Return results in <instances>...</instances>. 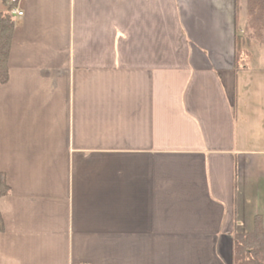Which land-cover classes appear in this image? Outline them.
Segmentation results:
<instances>
[{
	"label": "crops",
	"instance_id": "obj_1",
	"mask_svg": "<svg viewBox=\"0 0 264 264\" xmlns=\"http://www.w3.org/2000/svg\"><path fill=\"white\" fill-rule=\"evenodd\" d=\"M17 7L0 264H233V235L264 227V147L235 114V0Z\"/></svg>",
	"mask_w": 264,
	"mask_h": 264
},
{
	"label": "trees",
	"instance_id": "obj_2",
	"mask_svg": "<svg viewBox=\"0 0 264 264\" xmlns=\"http://www.w3.org/2000/svg\"><path fill=\"white\" fill-rule=\"evenodd\" d=\"M242 1L235 0V70H247L244 65L251 45L249 38L240 35V21L242 15ZM6 11L0 12V85L9 79L8 57L12 38L15 30V20L11 16L12 5L10 0H4ZM245 28L252 26L256 32L264 30V0H246ZM263 41V39H262ZM264 43V41H263ZM10 187L4 174L0 173V199L10 194ZM4 230V222L0 213V232ZM233 264H264V227L262 217L257 216L254 220V231L251 233H236L233 235Z\"/></svg>",
	"mask_w": 264,
	"mask_h": 264
},
{
	"label": "rangeland",
	"instance_id": "obj_3",
	"mask_svg": "<svg viewBox=\"0 0 264 264\" xmlns=\"http://www.w3.org/2000/svg\"><path fill=\"white\" fill-rule=\"evenodd\" d=\"M245 6L246 0H243L240 35L249 38L251 45L246 49L244 61L248 69L240 70L236 81L235 114L239 126L241 123L245 126L249 148L253 141L254 146L264 147V30L258 34L252 26L245 28Z\"/></svg>",
	"mask_w": 264,
	"mask_h": 264
},
{
	"label": "built area",
	"instance_id": "obj_4",
	"mask_svg": "<svg viewBox=\"0 0 264 264\" xmlns=\"http://www.w3.org/2000/svg\"><path fill=\"white\" fill-rule=\"evenodd\" d=\"M18 0H10V5H12L11 16L13 19H20L23 17V12L17 7Z\"/></svg>",
	"mask_w": 264,
	"mask_h": 264
}]
</instances>
